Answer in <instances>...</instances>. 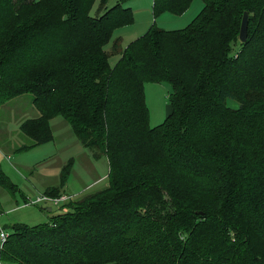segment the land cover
<instances>
[{"label":"trees","instance_id":"1","mask_svg":"<svg viewBox=\"0 0 264 264\" xmlns=\"http://www.w3.org/2000/svg\"><path fill=\"white\" fill-rule=\"evenodd\" d=\"M108 1L0 0V104L29 93L37 111L17 125L20 148L51 140L59 116L108 169L48 221L9 225L0 263L264 264V0H201L182 28L115 37L112 65L103 47L132 18ZM190 1L151 0V14ZM146 82L171 87L153 126ZM61 169L42 195H60ZM0 187L16 191L1 167Z\"/></svg>","mask_w":264,"mask_h":264},{"label":"rangeland","instance_id":"2","mask_svg":"<svg viewBox=\"0 0 264 264\" xmlns=\"http://www.w3.org/2000/svg\"><path fill=\"white\" fill-rule=\"evenodd\" d=\"M109 0L106 5H111ZM128 6L132 21L114 29L103 49L108 54L112 65L117 54L110 53L111 42L115 37L121 45L142 34L151 24L162 29H178L185 26L202 6L201 0H191L186 10L174 15L162 12L155 17L151 14V0H122ZM96 5L90 7L92 13ZM171 87L166 82L144 83V99L148 109V124L156 125L162 121L169 109L168 95ZM226 104L236 107L233 99L227 98ZM37 115L31 103V95L23 93L0 104V167L8 179L16 186L13 193L0 187V228L8 231V226L15 223L33 225L48 221L52 216L65 211L82 195L97 190L107 183V164L103 156L96 159L83 148L68 124L59 116L49 119L52 139L46 143L21 149L20 145L29 143V139L18 129L22 119ZM71 159V160H70ZM65 165L64 185L60 195L70 200L56 205L51 200L46 203L35 201L47 187L58 183L61 167ZM176 180L173 175L168 176ZM65 199V200H66ZM64 200V201H65ZM49 207L50 210L45 208ZM1 264V263H0ZM4 264H9L6 262Z\"/></svg>","mask_w":264,"mask_h":264},{"label":"built area","instance_id":"3","mask_svg":"<svg viewBox=\"0 0 264 264\" xmlns=\"http://www.w3.org/2000/svg\"><path fill=\"white\" fill-rule=\"evenodd\" d=\"M66 198L64 196H58V197H48L46 195H40L36 197L35 201L46 203L47 200H51L52 204L56 205L59 201H64ZM7 233L0 229V242L4 241Z\"/></svg>","mask_w":264,"mask_h":264},{"label":"water","instance_id":"4","mask_svg":"<svg viewBox=\"0 0 264 264\" xmlns=\"http://www.w3.org/2000/svg\"><path fill=\"white\" fill-rule=\"evenodd\" d=\"M246 24H247V13L243 12L240 23H239V29H238V39L243 42L246 37ZM49 207H46V210H49Z\"/></svg>","mask_w":264,"mask_h":264},{"label":"crops","instance_id":"5","mask_svg":"<svg viewBox=\"0 0 264 264\" xmlns=\"http://www.w3.org/2000/svg\"><path fill=\"white\" fill-rule=\"evenodd\" d=\"M106 161V160H105Z\"/></svg>","mask_w":264,"mask_h":264}]
</instances>
